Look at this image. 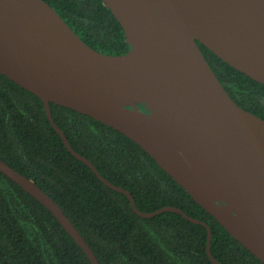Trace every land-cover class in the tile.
<instances>
[{"label": "water", "instance_id": "1", "mask_svg": "<svg viewBox=\"0 0 264 264\" xmlns=\"http://www.w3.org/2000/svg\"><path fill=\"white\" fill-rule=\"evenodd\" d=\"M121 25L130 49L101 53L43 0H0V74L36 95L66 149L50 103L107 125L139 145L234 239L264 264V119L235 103L198 42L234 69L264 84V0H102ZM0 172L58 220L91 264L92 249L55 201L2 159Z\"/></svg>", "mask_w": 264, "mask_h": 264}, {"label": "trees", "instance_id": "2", "mask_svg": "<svg viewBox=\"0 0 264 264\" xmlns=\"http://www.w3.org/2000/svg\"><path fill=\"white\" fill-rule=\"evenodd\" d=\"M93 49L125 54L124 31L102 0H43ZM237 105L264 119V84L231 67L198 42ZM71 148L111 184L127 190L141 212L165 206L207 223L210 252L221 264H263L119 131L50 103ZM0 159L31 179L61 208L99 264H213L204 225L164 211L137 215L124 193L102 183L76 159L46 117L42 101L0 74ZM0 264H91L53 214L0 172Z\"/></svg>", "mask_w": 264, "mask_h": 264}]
</instances>
